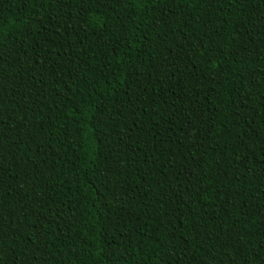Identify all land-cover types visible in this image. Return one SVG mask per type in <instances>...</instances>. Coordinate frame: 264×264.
<instances>
[{
    "label": "trees",
    "instance_id": "16d2710c",
    "mask_svg": "<svg viewBox=\"0 0 264 264\" xmlns=\"http://www.w3.org/2000/svg\"><path fill=\"white\" fill-rule=\"evenodd\" d=\"M0 264H264V0H0Z\"/></svg>",
    "mask_w": 264,
    "mask_h": 264
}]
</instances>
